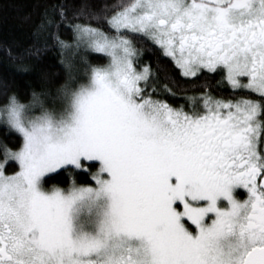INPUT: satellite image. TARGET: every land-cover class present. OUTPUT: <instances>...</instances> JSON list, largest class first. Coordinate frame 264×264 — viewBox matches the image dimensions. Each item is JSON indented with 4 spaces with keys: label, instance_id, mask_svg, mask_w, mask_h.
<instances>
[{
    "label": "snow or ice",
    "instance_id": "6c2138e0",
    "mask_svg": "<svg viewBox=\"0 0 264 264\" xmlns=\"http://www.w3.org/2000/svg\"><path fill=\"white\" fill-rule=\"evenodd\" d=\"M32 34L41 90L0 80V264H264V0H59ZM217 73L230 95L174 90Z\"/></svg>",
    "mask_w": 264,
    "mask_h": 264
},
{
    "label": "trees",
    "instance_id": "16d2710c",
    "mask_svg": "<svg viewBox=\"0 0 264 264\" xmlns=\"http://www.w3.org/2000/svg\"><path fill=\"white\" fill-rule=\"evenodd\" d=\"M59 2V0H0V80H7L10 88L19 91L22 99L27 101L30 98L32 90L40 91L42 81L39 78V74L35 71L28 73H19L14 69L13 57L23 53L29 45L33 43V26L34 21L38 17L40 6L43 4H51ZM73 3H79V0H72ZM97 3L103 2V0H96ZM111 2V0H109ZM140 47L141 45H137ZM159 54L155 51H146L143 59L151 61L153 68L157 66H167L169 70L173 68L171 61L168 58L160 56L159 60L157 56ZM36 64L39 68H47L51 72L56 73V76L62 79L63 67L59 63V56L55 51H44L40 53L39 58L36 60ZM178 75V73H177ZM56 77H54L55 79ZM220 80V74H206L200 76L199 80H182V83L178 89L186 90L189 94L194 92L203 91L200 86L202 82L207 81L211 85L210 90L218 95H230V90L226 86L218 85L217 81ZM165 81H161L164 83ZM192 84L196 87L192 88ZM170 102L174 104L184 103L183 95L178 94L177 97H167ZM3 126L0 125V140L11 143L15 138L16 143L19 142L18 135L12 133L9 136L2 134ZM9 171L16 170V165L11 162L7 165ZM80 183H90L89 177L81 173L78 176ZM67 183V176L65 173L60 172L53 174L49 177L48 185H65Z\"/></svg>",
    "mask_w": 264,
    "mask_h": 264
},
{
    "label": "flooded vegetation",
    "instance_id": "af4514ba",
    "mask_svg": "<svg viewBox=\"0 0 264 264\" xmlns=\"http://www.w3.org/2000/svg\"><path fill=\"white\" fill-rule=\"evenodd\" d=\"M240 194H241V196H243V192H241Z\"/></svg>",
    "mask_w": 264,
    "mask_h": 264
}]
</instances>
